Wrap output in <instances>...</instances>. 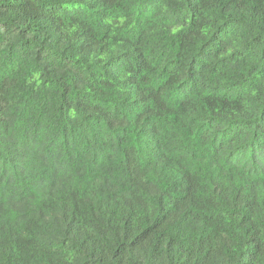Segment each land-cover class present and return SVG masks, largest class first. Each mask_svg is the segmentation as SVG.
Instances as JSON below:
<instances>
[{
    "label": "trees",
    "instance_id": "1",
    "mask_svg": "<svg viewBox=\"0 0 264 264\" xmlns=\"http://www.w3.org/2000/svg\"><path fill=\"white\" fill-rule=\"evenodd\" d=\"M0 264H264V0H0Z\"/></svg>",
    "mask_w": 264,
    "mask_h": 264
}]
</instances>
